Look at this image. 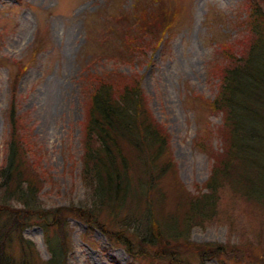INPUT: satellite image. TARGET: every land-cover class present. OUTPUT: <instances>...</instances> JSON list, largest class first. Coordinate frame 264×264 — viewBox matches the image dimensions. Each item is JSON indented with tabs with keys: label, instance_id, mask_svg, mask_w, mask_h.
<instances>
[{
	"label": "rangeland",
	"instance_id": "1",
	"mask_svg": "<svg viewBox=\"0 0 264 264\" xmlns=\"http://www.w3.org/2000/svg\"><path fill=\"white\" fill-rule=\"evenodd\" d=\"M164 1L179 20L166 42L132 63L99 59L110 48L95 38L108 33L105 15L112 20V14L129 10L133 0H0V166L13 112L46 173L39 209L19 205L5 211L0 205V242L9 246L11 258L23 255L44 264L52 254L51 239L66 264H264V203L230 187L220 190L216 215L192 229L176 256L137 237L129 247L124 239H141L136 231L122 230L123 222L108 210L94 213L84 202L87 188L79 173L86 68L143 75L153 114L170 133L175 164V170L157 179L150 196L161 215L174 211L182 186L195 192L206 181L213 162L208 148L220 152L221 132L215 130L224 122V112L208 107L216 93L211 68L224 44L235 48L249 32L246 0ZM38 42L42 48L35 51ZM20 64L25 65L21 71ZM199 136L206 137V152ZM5 219L7 225L1 222ZM59 219L63 224L57 226Z\"/></svg>",
	"mask_w": 264,
	"mask_h": 264
},
{
	"label": "trees",
	"instance_id": "2",
	"mask_svg": "<svg viewBox=\"0 0 264 264\" xmlns=\"http://www.w3.org/2000/svg\"><path fill=\"white\" fill-rule=\"evenodd\" d=\"M246 3L245 25L249 32L242 35L245 38L239 39L235 48L224 44L211 68L216 93L208 107L214 113L224 112L223 125L215 130L221 132L220 152L208 148L213 160L210 175L195 192L180 188L169 217L153 208L150 196L157 179L175 170L171 136L153 114L142 86L143 75L138 70L124 72L119 68L102 69L103 66L99 70L86 68L82 74L85 103L79 175L87 188L84 202L94 213L101 208L104 214L108 210L123 222L122 230L136 231L141 239L128 236L124 243L129 247L137 237L145 245H158L156 249L162 254L176 256L183 241L190 240L192 229L216 215L219 193L224 187L264 203V0ZM111 19L105 15L104 28L108 33L95 38L111 49L100 54L99 59L113 57L132 63L147 54L148 49L166 42L179 20L164 0H133L129 10L121 9ZM40 45L35 44V51L41 50ZM24 66L20 64L19 70ZM9 119L11 133L0 166V205L5 211L19 205L36 211L40 208L42 178L46 173L40 170L35 145L23 133L13 112ZM204 137L199 136L203 141L201 150L206 152ZM160 205L163 206L161 201ZM122 209L124 216L119 214ZM11 214L12 211L8 218ZM1 222L7 225L8 219ZM60 224L62 219L55 221V225ZM3 233L0 232L1 238ZM47 242L52 254L43 263L66 264V257L53 248L51 239ZM0 244V264H34L23 255L11 258L9 246Z\"/></svg>",
	"mask_w": 264,
	"mask_h": 264
}]
</instances>
